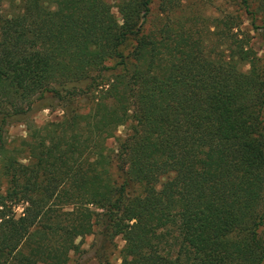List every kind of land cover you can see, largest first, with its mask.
<instances>
[{"label": "trees", "instance_id": "1", "mask_svg": "<svg viewBox=\"0 0 264 264\" xmlns=\"http://www.w3.org/2000/svg\"><path fill=\"white\" fill-rule=\"evenodd\" d=\"M194 1L0 0V264H264V0Z\"/></svg>", "mask_w": 264, "mask_h": 264}, {"label": "rangeland", "instance_id": "2", "mask_svg": "<svg viewBox=\"0 0 264 264\" xmlns=\"http://www.w3.org/2000/svg\"><path fill=\"white\" fill-rule=\"evenodd\" d=\"M113 5V12L121 19L118 4L121 0H108ZM189 2H195L194 0H189ZM225 0H215L213 6L209 8V12L217 14V7H225ZM160 19L158 2H154L152 4L150 20L148 23V27L151 24L158 23ZM249 26V22L246 21L244 27ZM252 45L258 51L259 55H264V31L263 30H252ZM132 50V41L128 42V44L124 47V52L129 53ZM249 68L248 65L243 67L244 70ZM81 110H86L89 107L87 102H81L79 104ZM64 114V110L61 105L56 103L52 104L50 100H42L35 104L34 109L31 111L30 116L27 120H11L5 131V137L8 141L9 145H18L23 137L28 136V123L34 126L32 129V134L37 133V129L40 125L44 124L48 121H59L62 119ZM27 122V124H26ZM128 131V125H120L116 129L117 137H124ZM119 140L117 138H111L107 141L108 146L111 149H116L118 147ZM115 172V170H114ZM8 182L7 178L2 172V160L0 157V192L5 191L7 188ZM17 211L20 213L23 211V207H19ZM81 240V238H80ZM95 240V235H88L83 239L82 242V253L80 254H72V258L70 264H98L97 259L94 257V251L92 248L93 242ZM115 247L112 252L111 262L112 264H122L121 260V250L125 244L124 240L118 236L115 239Z\"/></svg>", "mask_w": 264, "mask_h": 264}]
</instances>
